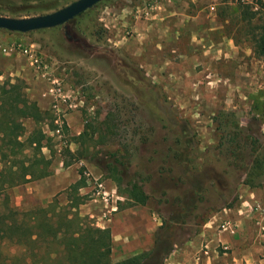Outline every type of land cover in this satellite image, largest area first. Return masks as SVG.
<instances>
[{
    "label": "rangeland",
    "instance_id": "374dc122",
    "mask_svg": "<svg viewBox=\"0 0 264 264\" xmlns=\"http://www.w3.org/2000/svg\"><path fill=\"white\" fill-rule=\"evenodd\" d=\"M73 1L0 0V10L27 17ZM156 1L102 0L56 27L0 28V84L24 80L29 97L56 126L41 124L52 138L43 153L53 173L1 191L0 207L82 200L81 215L97 225L107 205L95 199L96 186L105 181L109 202L118 206L106 226L113 261L151 249L157 232L170 235L175 250L200 243L204 232L223 231L225 221L237 236L261 231L246 204L240 218L226 210L241 207L252 189L264 199V61L255 53L264 3L253 13L251 4L210 12L209 0H188L177 3L176 14L164 10L154 17ZM56 78L65 97L51 91ZM25 124L28 132L35 126L32 119ZM239 152L242 162L234 159ZM254 164L261 174L250 186L245 180ZM80 180L85 185L73 189ZM134 182L148 195L145 204L128 198ZM86 203L93 205L89 212ZM1 248L15 251L5 239ZM211 248L220 264H237L232 250Z\"/></svg>",
    "mask_w": 264,
    "mask_h": 264
},
{
    "label": "trees",
    "instance_id": "16d2710c",
    "mask_svg": "<svg viewBox=\"0 0 264 264\" xmlns=\"http://www.w3.org/2000/svg\"><path fill=\"white\" fill-rule=\"evenodd\" d=\"M257 1L262 7L261 0ZM251 8L247 6V11L253 13ZM0 15L7 14L0 10ZM258 29L255 53L264 61V20ZM25 119L34 121L30 132ZM46 120L52 129L56 127L52 114L29 97L24 80L0 84V192L53 173L52 160L43 153V148L52 140L41 126ZM237 148L241 150V145ZM234 159L242 162L244 157L239 152ZM251 169L245 183L255 186L256 177L261 174L255 172L259 165L254 164ZM84 185L85 181L80 180L72 188ZM127 192L128 198L136 203L145 204L149 198L137 182ZM83 203L71 199L66 206L50 202L22 210L0 207V232L6 233L5 237L0 234V264H166L176 242L160 232L156 233L151 249L113 261L114 238L110 227L97 226L81 215L79 206ZM4 239L15 247L13 253L2 251Z\"/></svg>",
    "mask_w": 264,
    "mask_h": 264
},
{
    "label": "crops",
    "instance_id": "0c3cea01",
    "mask_svg": "<svg viewBox=\"0 0 264 264\" xmlns=\"http://www.w3.org/2000/svg\"><path fill=\"white\" fill-rule=\"evenodd\" d=\"M185 1L188 0H157L155 2L156 4L155 9L157 10L156 12L153 13L154 14L153 16L156 17L157 15L160 14L159 13L160 11L164 12V10L166 12H169L170 15L176 14L178 11L176 8L179 6L177 5V3L185 2ZM190 1H194V0H190ZM166 5H170L173 7H166ZM200 11L203 12L204 10L201 9ZM3 75H4L3 73H0V80L3 79ZM43 97L45 98L47 97L46 99L51 100V98L48 96H43ZM244 204L248 206V208H246V213H247L246 215L249 217L252 224L256 222L257 223L256 225L258 227H261L260 232L256 233L255 231L250 230L247 232L246 235L243 234L238 236L236 235L238 231L237 228L231 233L225 231L224 232L220 231L217 234H215L214 232H204L201 237V240L199 238L200 243L191 241L186 246L175 249L167 258L166 264H197L195 256L205 244H209L210 251H209V255L206 254L202 255L201 264H220L216 259L215 250L211 248L212 243L217 244V246L220 248H222L221 247L222 243L227 244L229 246L228 250H232L230 254L233 256V260L236 261L237 264H264V229L262 228L264 224V199L263 200L260 199L259 192H257L255 189H252V191H250L249 196L243 202H241V207H238L236 210L227 209L226 210L227 214L232 215L233 213H236L237 215L238 213L239 215H241L239 216V218L242 217ZM255 205L263 206L262 212L256 214V217H254L256 210L251 208L252 206ZM83 207H84V211L89 212L92 209L93 205L91 203H86L83 205ZM108 208L111 209L112 213L113 211L114 212L118 211L117 204L112 203L105 209L104 208L101 209L102 211L101 214H99V217H101L103 213L109 212L110 210H108ZM112 213L110 214L111 216L110 219H107L106 222H104V224L99 223L100 226L104 227L111 224V222L113 221ZM115 214L116 213H114V215ZM243 241L246 242L245 243L246 246L242 245ZM228 250L227 252L224 251L223 254H227Z\"/></svg>",
    "mask_w": 264,
    "mask_h": 264
},
{
    "label": "water",
    "instance_id": "95a60500",
    "mask_svg": "<svg viewBox=\"0 0 264 264\" xmlns=\"http://www.w3.org/2000/svg\"><path fill=\"white\" fill-rule=\"evenodd\" d=\"M100 1L102 0H75L56 11L27 17L0 15V28L16 32H30L56 27L65 24Z\"/></svg>",
    "mask_w": 264,
    "mask_h": 264
},
{
    "label": "built area",
    "instance_id": "2783aa9c",
    "mask_svg": "<svg viewBox=\"0 0 264 264\" xmlns=\"http://www.w3.org/2000/svg\"><path fill=\"white\" fill-rule=\"evenodd\" d=\"M261 2L264 3V0H261ZM237 4H251L253 9H255V10H258L259 6H260L259 3L255 0H210V2L208 4V9L210 12H216L220 5H237ZM25 53L27 55H30V57H33V53L30 50L25 49ZM37 60L38 59L36 58V61ZM54 83H58V87L54 85L51 88V91L54 92L57 96H60V97L64 96L65 97V95L63 93H61V87H60L59 79L58 78L54 79ZM58 101L60 102L62 100L59 99ZM58 105L60 106V104L55 105V107H56L55 111L59 110ZM55 121L58 125L57 132H60V130L62 128L61 119L58 117V118H56ZM105 183H106L105 181L97 182L96 192H95L96 198L95 199L98 200V198H100V200H103L105 205H107L106 207H108L109 205H111V202H109V200H110V197L112 194L106 189ZM262 207L263 206H261V205H255V206H252L251 208L255 209L256 211H259L260 209L262 210ZM108 210H110V211L103 213V215L100 217V221L96 222L97 226H100V224H99L100 222L104 224V222H106L107 219H110V217H111L110 214L112 213V211L110 208H108ZM92 217H94V215H92ZM221 226H222L223 231H234L235 230V227L229 221L223 222ZM100 227H102V226H100ZM104 227H106V226H104ZM262 228L264 229V224H263ZM221 247L225 250V252H227V250L229 249V246L225 243H222ZM209 251H210L209 244H205L195 256L197 264H201L202 255L203 254L209 255Z\"/></svg>",
    "mask_w": 264,
    "mask_h": 264
}]
</instances>
